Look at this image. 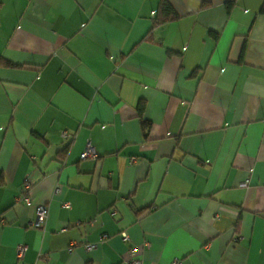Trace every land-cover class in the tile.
<instances>
[{
  "label": "crops",
  "instance_id": "obj_1",
  "mask_svg": "<svg viewBox=\"0 0 264 264\" xmlns=\"http://www.w3.org/2000/svg\"><path fill=\"white\" fill-rule=\"evenodd\" d=\"M161 1L0 0V264H264L262 0Z\"/></svg>",
  "mask_w": 264,
  "mask_h": 264
},
{
  "label": "built area",
  "instance_id": "obj_2",
  "mask_svg": "<svg viewBox=\"0 0 264 264\" xmlns=\"http://www.w3.org/2000/svg\"><path fill=\"white\" fill-rule=\"evenodd\" d=\"M152 16H153V14H152ZM62 136L64 138H69V135L65 132L62 133ZM79 157L81 159H83V158H95L96 154H95L93 148L90 145H87L85 147V149L80 153ZM29 186H30V184L28 183V181H25L23 184V190L27 191ZM22 200L25 202L28 201V199L26 197H22ZM47 214H48V209L45 205L37 206L35 208L34 218L27 223V226L34 227V228L41 227L45 222ZM125 237H124V239H125ZM25 251H26L25 245H18L16 247V251H15L16 257L18 259L22 258ZM127 264H140V260L136 259V258H131L127 261ZM172 264H182V263L179 259H174Z\"/></svg>",
  "mask_w": 264,
  "mask_h": 264
},
{
  "label": "trees",
  "instance_id": "obj_3",
  "mask_svg": "<svg viewBox=\"0 0 264 264\" xmlns=\"http://www.w3.org/2000/svg\"><path fill=\"white\" fill-rule=\"evenodd\" d=\"M234 2H235V0H229L227 3L228 8H230L234 4ZM158 13L160 16L158 17L157 22H159V23L162 21L164 22V21L172 20L175 18V14H174L172 8L164 0H162L160 2ZM259 13L264 14V0H262L261 6L259 8ZM161 15H163L164 17H161ZM157 22H155V23H157ZM138 112H141V107H138Z\"/></svg>",
  "mask_w": 264,
  "mask_h": 264
}]
</instances>
